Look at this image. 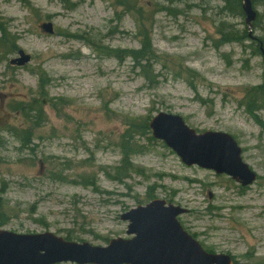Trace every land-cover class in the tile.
Returning <instances> with one entry per match:
<instances>
[{"label": "rangeland", "instance_id": "374dc122", "mask_svg": "<svg viewBox=\"0 0 264 264\" xmlns=\"http://www.w3.org/2000/svg\"><path fill=\"white\" fill-rule=\"evenodd\" d=\"M252 3L249 30L240 0H0V231L106 247L131 238L122 214L158 199L186 211L177 221L205 252L264 264V109L259 126L245 106L264 92L249 38L264 47V0ZM143 34L157 55L145 73L127 57ZM19 51L30 61L11 66ZM38 74L49 80L47 100ZM18 101L31 103L33 120L34 105L42 112L24 147L7 131L31 126L12 112ZM158 113L198 134L230 135L255 181L188 167L150 130L133 137L136 173L114 179L129 122L149 125Z\"/></svg>", "mask_w": 264, "mask_h": 264}, {"label": "water", "instance_id": "95a60500", "mask_svg": "<svg viewBox=\"0 0 264 264\" xmlns=\"http://www.w3.org/2000/svg\"><path fill=\"white\" fill-rule=\"evenodd\" d=\"M245 24L250 29L256 14L250 0H241ZM41 29L53 34L52 24ZM264 60V52L260 47ZM10 65L23 66L30 57L22 51ZM151 135L188 166L227 175L241 186L250 185L256 175L241 160V149L231 136L220 132L196 133L181 117L158 113L149 122ZM180 207L153 200L120 216L128 222L131 239H113L106 247L64 241L46 232L18 235L0 231V264H233L227 255L209 254L180 226Z\"/></svg>", "mask_w": 264, "mask_h": 264}, {"label": "trees", "instance_id": "16d2710c", "mask_svg": "<svg viewBox=\"0 0 264 264\" xmlns=\"http://www.w3.org/2000/svg\"><path fill=\"white\" fill-rule=\"evenodd\" d=\"M1 34L3 39L6 38V31L1 30ZM146 34L142 35L141 40V48L139 51H129L127 52V57L130 58L133 63L135 64L136 68H142V71L145 73L147 72V63H150L152 61H156L157 55L155 54L149 38ZM10 46L12 44L10 43ZM39 77V96L42 98V100H47V94H46V87L49 83V80L43 75L38 74ZM263 88H258L259 92L258 94H253L251 97H249V101L246 102V112L253 118L255 123L259 126H262L261 121L257 118L255 115L259 110L264 109V92L262 90ZM36 101V100H33ZM41 101V100H40ZM39 101V102H40ZM17 102V101H16ZM19 103L17 106H15V110H12V112L17 113L21 120L24 122L31 123V126L29 129H26V127H10L7 131L13 134L16 138H19L21 140V145L27 146L31 144V141H33V130L37 128L42 120H40L41 116V106L40 104L34 105V107H37V110L34 111V120L33 118L27 114V112H30L31 110L27 107L31 103L26 101H18ZM26 105V108L24 106ZM22 112L24 114V117H21L19 112ZM148 119L143 121L140 124H137L133 121L129 122L127 125L125 131L120 136L119 140V148L121 152L122 159L119 163V166L114 168V179H117V181H121L123 179H126L129 177V173H136L134 165L132 163V156L140 153V146H138L134 141L136 137H144L146 133L149 132V126H148ZM150 140V139H149ZM132 141V142H131ZM138 172V169H137ZM2 209V205L0 204V211ZM2 222V221H1ZM4 222V221H3ZM71 240V239H68Z\"/></svg>", "mask_w": 264, "mask_h": 264}, {"label": "flooded vegetation", "instance_id": "af4514ba", "mask_svg": "<svg viewBox=\"0 0 264 264\" xmlns=\"http://www.w3.org/2000/svg\"><path fill=\"white\" fill-rule=\"evenodd\" d=\"M256 19H257V13H256ZM250 38V37H249ZM251 39V38H250ZM252 40V39H251Z\"/></svg>", "mask_w": 264, "mask_h": 264}]
</instances>
